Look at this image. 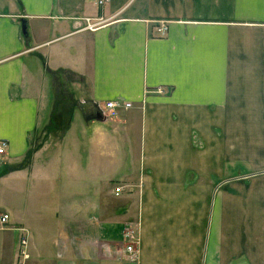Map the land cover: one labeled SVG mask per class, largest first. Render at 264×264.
I'll list each match as a JSON object with an SVG mask.
<instances>
[{
  "label": "crops",
  "instance_id": "0c3cea01",
  "mask_svg": "<svg viewBox=\"0 0 264 264\" xmlns=\"http://www.w3.org/2000/svg\"><path fill=\"white\" fill-rule=\"evenodd\" d=\"M0 142V264H264V0H0Z\"/></svg>",
  "mask_w": 264,
  "mask_h": 264
},
{
  "label": "built area",
  "instance_id": "2783aa9c",
  "mask_svg": "<svg viewBox=\"0 0 264 264\" xmlns=\"http://www.w3.org/2000/svg\"><path fill=\"white\" fill-rule=\"evenodd\" d=\"M94 4L97 6H103L110 0H92ZM86 28L93 29L99 23H101V18L96 20L95 22H90V19H86ZM155 33L157 35H163L166 31V25L165 24H159L155 28ZM158 92H162V89L160 87L157 88ZM96 107V111L101 115V117L104 118H113L117 115L119 108L127 109L131 106L130 102H123L118 101L115 99L104 101L102 104L94 103ZM6 143L0 142V153L4 152ZM121 188L119 186H116L114 188L115 194L119 193ZM8 214L7 213H1L0 212V225H5L8 221ZM123 238L126 241L125 250L128 254L133 256L136 248L137 243V236L135 234L134 230H126L123 233ZM31 255L28 248V237L23 228L18 229V235H17V243H16V250H15V261L14 264H30Z\"/></svg>",
  "mask_w": 264,
  "mask_h": 264
},
{
  "label": "rangeland",
  "instance_id": "374dc122",
  "mask_svg": "<svg viewBox=\"0 0 264 264\" xmlns=\"http://www.w3.org/2000/svg\"><path fill=\"white\" fill-rule=\"evenodd\" d=\"M59 130L60 129L58 128V131ZM15 185H16V180L13 178L9 179L6 184L0 183V212H2V210L6 208V206L4 205L15 206L16 201H18V196L17 193L15 192ZM20 199L21 201L27 200V194L26 193L20 194Z\"/></svg>",
  "mask_w": 264,
  "mask_h": 264
},
{
  "label": "water",
  "instance_id": "95a60500",
  "mask_svg": "<svg viewBox=\"0 0 264 264\" xmlns=\"http://www.w3.org/2000/svg\"><path fill=\"white\" fill-rule=\"evenodd\" d=\"M25 20L23 19L22 20V24H21V28H22V32L25 33L26 32V24H25ZM95 118H101V115L96 112L95 115H94Z\"/></svg>",
  "mask_w": 264,
  "mask_h": 264
}]
</instances>
